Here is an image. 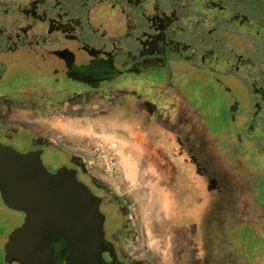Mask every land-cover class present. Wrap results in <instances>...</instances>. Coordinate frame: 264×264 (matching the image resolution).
<instances>
[{"label": "flooded vegetation", "instance_id": "af4514ba", "mask_svg": "<svg viewBox=\"0 0 264 264\" xmlns=\"http://www.w3.org/2000/svg\"><path fill=\"white\" fill-rule=\"evenodd\" d=\"M187 88L210 97L220 90L232 125L258 128L250 119L264 114V0H0V143L44 166L45 156L67 153L72 164L59 168L73 169L99 202L90 237L56 235L48 264H156L131 189L119 197L112 186L124 184L118 141L98 132L113 155L109 178L88 148L63 136L66 121L57 123L120 95L123 112L153 118L193 169L196 137L176 103L162 105L170 95L179 103Z\"/></svg>", "mask_w": 264, "mask_h": 264}, {"label": "rangeland", "instance_id": "374dc122", "mask_svg": "<svg viewBox=\"0 0 264 264\" xmlns=\"http://www.w3.org/2000/svg\"><path fill=\"white\" fill-rule=\"evenodd\" d=\"M183 90L185 95L179 103V99L173 100L170 95L162 105L168 100L176 103L179 120L196 137L199 153L190 156H198L200 160L193 169L190 168L193 160L186 162L184 152L174 151L164 129L154 128L151 135L143 133L140 137L145 141L140 150L148 151L146 159L163 148L170 163L151 157L141 179L128 172L133 166L141 167L137 161L139 148L133 144L141 138L126 134L131 139L124 146L119 143L116 151L121 174L135 186L132 191L146 188L152 193L149 206L141 209L144 227L148 223L160 229L154 237L142 228L144 249L156 264H190L191 260L202 264H264V114L250 119L251 124L258 125L257 129L238 130L227 118L225 95L220 90H213L211 94L215 101L188 88ZM124 112L127 115L129 111L124 109ZM126 121L125 118L120 121L125 128ZM153 124V118L146 123L151 128ZM101 128L117 136L109 126L102 124ZM145 129L143 126L141 133ZM59 130L77 149L88 148L92 159L104 149L102 141L97 140L103 138L98 132L79 138L71 130L70 122L67 128ZM119 134L126 138L124 133ZM61 149L68 151L67 147ZM44 161L51 173L61 164H72L67 153L56 157L47 155ZM95 176L108 182L104 175ZM112 186L119 197H124V184L113 180ZM104 210L112 214L110 207ZM22 218V212L8 208L0 198V264H5L3 252L9 247L7 236ZM185 240H189L186 253Z\"/></svg>", "mask_w": 264, "mask_h": 264}, {"label": "water", "instance_id": "95a60500", "mask_svg": "<svg viewBox=\"0 0 264 264\" xmlns=\"http://www.w3.org/2000/svg\"><path fill=\"white\" fill-rule=\"evenodd\" d=\"M0 198L5 206L24 214L22 223L7 236L5 262L48 264L51 240L58 234L88 238L98 199L61 167L48 172L39 158L25 157L0 143Z\"/></svg>", "mask_w": 264, "mask_h": 264}, {"label": "crops", "instance_id": "0c3cea01", "mask_svg": "<svg viewBox=\"0 0 264 264\" xmlns=\"http://www.w3.org/2000/svg\"><path fill=\"white\" fill-rule=\"evenodd\" d=\"M108 100H104V99H100V102L101 103H92L94 109L96 110L97 108H102L103 110H96L95 112H93L92 114L90 115H87V114H84L82 117L79 116L78 118L76 119H72L70 120V124H71V130L75 133V134H78L79 138L80 136H82V138L84 136H86V134H89V133H95V132H101L103 133V135H105L106 137L110 138V139H116L118 141V144L121 143V145L124 146V144H126L128 141V139H131L128 135V133L130 134H134L135 135V138L137 136H141L143 133H146V134H149L151 135L152 132H153V127H148L147 129H145L144 132L141 133L142 129H143V126L146 125V121H145V118H143L144 116L142 115H138V114H132V113H128L126 115V113L123 112V109L121 107H119L120 103H119V100L117 97H120V95H108ZM114 102V104H113ZM117 102V103H116ZM110 104L112 105V109L109 111V110H106V105L107 104ZM122 118H125L127 121H126V128L122 126V124H120V121L122 120ZM66 121V122H65ZM62 122H65L66 124L63 125V128L64 127H68L69 125V121L68 120H62ZM105 125V126H109V130L110 131H113V133H117L115 135H110V134H107L105 132H103L102 128H101V125ZM85 127V129H83V127ZM86 132V134H85ZM88 132V133H87ZM120 133H124L125 137L127 138H122L120 137ZM119 134V135H118ZM80 139V141L82 142L83 139ZM141 139L140 140H137V141H133L135 144V146L137 148H139V150L137 151L138 155V165L141 164V167L137 166L138 168L136 169V167H132L130 168L128 171L129 174L137 177L138 179H141L143 177V175H145V168H146V165L147 163L149 162V159L152 157L154 160L155 158L159 159L160 161H166L168 163V160L166 159L165 155L163 153H161L160 151L156 150L155 154H152L150 158H146L145 157H148L149 153L148 151L146 152H143V150L141 151L140 147L141 144L143 145L144 144V141L142 139V137H140ZM137 139V138H136ZM126 147V146H125ZM124 149H122L123 151ZM121 151V152H122ZM145 156V157H144ZM119 163H120V160H119ZM123 181H124V184L126 185V187L128 188H133L135 186H131V183H129V181L126 179L125 175H123ZM136 179V178H135ZM132 192V195L134 196V199L136 201V214H137V219H138V222H139V225L142 227V228H145L146 231H148L150 233V235L156 237V233L159 231L160 227L158 226L157 228L152 224V227L147 223L146 227L145 226V219L143 217V212H142V208H146L149 206V203H150V198H151V190L148 191L146 188L145 189H140V190H134V192L132 191V189L130 190ZM141 201H143V205H141ZM161 213V211H160ZM162 214V218H163V213ZM164 219V218H163ZM158 220H159V217H158ZM149 236V234H147ZM189 243V242H188ZM188 248V247H187ZM185 253L188 251V249H184ZM149 258H151V256L149 255ZM152 259V258H151ZM190 264H194V263H190Z\"/></svg>", "mask_w": 264, "mask_h": 264}, {"label": "built area", "instance_id": "2783aa9c", "mask_svg": "<svg viewBox=\"0 0 264 264\" xmlns=\"http://www.w3.org/2000/svg\"><path fill=\"white\" fill-rule=\"evenodd\" d=\"M109 150L106 151V148L102 149L96 157L98 166L102 169V172L105 175H111L114 171L113 155Z\"/></svg>", "mask_w": 264, "mask_h": 264}, {"label": "trees", "instance_id": "16d2710c", "mask_svg": "<svg viewBox=\"0 0 264 264\" xmlns=\"http://www.w3.org/2000/svg\"><path fill=\"white\" fill-rule=\"evenodd\" d=\"M2 201V200H1ZM3 203V202H2Z\"/></svg>", "mask_w": 264, "mask_h": 264}]
</instances>
